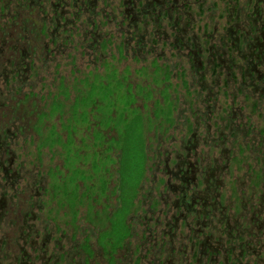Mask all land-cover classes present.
<instances>
[{"label":"flooded vegetation","instance_id":"1","mask_svg":"<svg viewBox=\"0 0 264 264\" xmlns=\"http://www.w3.org/2000/svg\"><path fill=\"white\" fill-rule=\"evenodd\" d=\"M263 211L264 0H0V264H264Z\"/></svg>","mask_w":264,"mask_h":264},{"label":"rangeland","instance_id":"2","mask_svg":"<svg viewBox=\"0 0 264 264\" xmlns=\"http://www.w3.org/2000/svg\"><path fill=\"white\" fill-rule=\"evenodd\" d=\"M67 67H64L63 66V70H66V72H68L69 71V69H70V66L69 65H66ZM123 100H124V98H122ZM120 103H122V102H119V104ZM127 108V107H126ZM137 150H139V149H137ZM139 154V153H138ZM59 156H60V158L61 159H63V155H60L59 154ZM140 156V157H139ZM51 157H52V155H51ZM142 160V157H141V155H138L137 156V158H136V163H138V165H136V173H135V176L134 177H132L131 179H130V181L132 182V183H130L129 185H127L128 187H124L123 188V195L121 196V199H123L127 204H128V202H129V199H131L132 197H133V195H134V192H135V184H136V180H138L139 181V178H140V175L142 174V170L140 169L141 168V165H139L140 164V161ZM46 164L48 165V166H50V165H53L54 164V161H52V159H50V160H47L46 161ZM238 164V162H236V163H234L233 161H232V163H231V168H232V171H233V174L236 176V174H237V176H239L240 177V179L242 180V182L246 179L245 178V176H244V169L243 168H241V169H239V170H237L236 169V167H238L239 165H240V163H239V165H237ZM237 165V166H236ZM143 168V167H142ZM128 175V174H127ZM71 176V175H70ZM128 180V179H127ZM126 180V181H127ZM241 182V183H242ZM150 182H148V184H147V186H149L150 184H149ZM239 186H241V188L239 187ZM262 191V190H261ZM148 192H149V189H143L142 190V192H141V196H140V199L142 200L143 199V197L144 196H146L147 194H148ZM155 192H157V191H155ZM252 193V189H251V186L249 185V184H247V185H235V186H232V188H230V186H226V188L224 187V190H223V203H227V201H230V200H235L236 198H238V197H242V200H246V199H248L249 198V196H250V194ZM236 197V198H235ZM227 199V200H226ZM141 200H138L137 199V202H138V207L139 208H141V209H138L137 210V212L136 213H138V211L142 214V215H144L145 213H146V211H147V208L149 207V204H150V202L152 203V206L156 209V210H158L159 209V211L161 210V209H163V208H165V202L163 201V200H161V199H159V198H153V199H151V200H147L145 203L144 202H142V204H141ZM157 202H158V204H157ZM101 203V200H98L97 202H96V205H95V209L96 208H98L97 207V205H99ZM110 203H113V204H115L116 203V199H115V195H113L112 196V202H110ZM248 203H250V202H247V206H249V207H251V204L250 205H248ZM257 207V206H256ZM252 208V207H251ZM87 207H86V205H83L82 207H81V211H83L84 213H85V215L87 214ZM99 210H100V208H98ZM108 210V209H107ZM123 210V212L125 211V208H123L122 209ZM252 211V209H250L249 210V212L247 211V210H245L244 211V213L246 214V212H247V215H246V217L245 218H243V220L246 222L247 220H250L251 218H252V216H253V213L251 212ZM135 214V213H134ZM134 214H132L130 217H133V215ZM229 214H230V211H229ZM118 215L120 216V215H122V213L121 212H119L118 213ZM148 215V217H150V215H151V213H148L147 214ZM158 216H159V218L160 219H162V218H164V216L163 215H161L160 213H158ZM264 216V211L262 212V214H261V218ZM123 218H124V216H123ZM103 220H104V218L103 217H100V219H99V221L97 222V221H94L93 222V224H91L88 220H86L85 218H83V219H81V221H79V222H77V233L80 235L81 234V231H79V229H82V234L83 235H80L81 237L83 236H85L84 235V233L85 232H88V230H91V231H93L94 232V235H90L91 236V241H93V244H95L96 246H99L98 245V241H97V239H98V237H99V232H101L102 230H101V225L103 224ZM116 220L117 221H119V220H121L120 222H122L123 220L120 218V217H118L117 215H116ZM38 223V222H37ZM36 223V224H37ZM62 223H64V221L62 222ZM104 223H105V220H104ZM132 225H134V229H135V232L136 231H142V229H144L143 227H142V225L140 224V223H136V220H134L132 223H131ZM232 224H234V222L232 223ZM151 225H153L154 226V223H152ZM164 226V225H163ZM119 227H123V225H120ZM89 232H88V236H89ZM136 234V233H135ZM133 239H135V238H133ZM223 239H224V242H225V236L223 237ZM247 239H249V238H247ZM246 239V240H247ZM245 240V241H246ZM226 243V242H225ZM236 243H238V245H239V243H241V240L240 239H238V242H236ZM260 251V250H259ZM260 256H262V257H264V250H262L261 251V253L259 254ZM252 257H254V258H256L257 256H255L254 254H253V256L252 255H248V257H245V259H243V261L244 262H246L247 260H251L252 259ZM242 260V259H241Z\"/></svg>","mask_w":264,"mask_h":264},{"label":"trees","instance_id":"3","mask_svg":"<svg viewBox=\"0 0 264 264\" xmlns=\"http://www.w3.org/2000/svg\"><path fill=\"white\" fill-rule=\"evenodd\" d=\"M138 164V163H137Z\"/></svg>","mask_w":264,"mask_h":264}]
</instances>
